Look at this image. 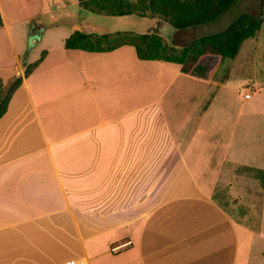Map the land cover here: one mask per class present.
I'll use <instances>...</instances> for the list:
<instances>
[{"label":"crops","instance_id":"crops-1","mask_svg":"<svg viewBox=\"0 0 264 264\" xmlns=\"http://www.w3.org/2000/svg\"><path fill=\"white\" fill-rule=\"evenodd\" d=\"M68 1L0 0V83L23 79L0 119V264H264V84H243L264 23L234 58L187 73L130 44L67 48L76 31L168 24L59 18Z\"/></svg>","mask_w":264,"mask_h":264},{"label":"trees","instance_id":"trees-1","mask_svg":"<svg viewBox=\"0 0 264 264\" xmlns=\"http://www.w3.org/2000/svg\"><path fill=\"white\" fill-rule=\"evenodd\" d=\"M237 0H79L80 6L95 13L111 16L135 14L140 17L160 18L177 30H186L209 23L221 16ZM0 10V25L2 24ZM264 23L262 15L244 12L225 30L195 37L183 46L169 44L158 32L132 31L96 34L76 31L65 41L67 48L109 51L119 46H135L141 59L174 61L184 72H191L202 56L215 54L222 59L234 58L248 39L256 37ZM47 51L25 69L29 76L43 61ZM22 77L0 83V119L7 112L11 98L22 84Z\"/></svg>","mask_w":264,"mask_h":264},{"label":"rangeland","instance_id":"rangeland-1","mask_svg":"<svg viewBox=\"0 0 264 264\" xmlns=\"http://www.w3.org/2000/svg\"><path fill=\"white\" fill-rule=\"evenodd\" d=\"M55 0H52V2ZM59 1V0H56ZM131 1H136V0H131ZM65 2H60V6L58 9L55 10V15L60 17H64L69 20H75L76 22H80L85 24L88 21H94L96 24H99L102 28H108V29H113V28H129L135 31H141L142 27L139 25L142 21H155V18H142L138 15L131 14V15H125V16H111L107 14H102V13H95L92 11H89L88 9L80 6L79 4L68 1L66 3L67 9H63V5ZM43 10L46 12H54V7L49 4V2L43 5ZM244 12H249L252 14H258L264 12V0H237L229 9H227L221 16H219L217 19L200 25L199 26V31L195 29H187L190 31L188 35L193 36V38L205 35V34H210L214 32H218L221 30H224L228 28L231 23L238 18L242 13ZM264 15V14H263ZM47 18V17H46ZM126 20H132L134 22H125ZM145 27H143V32ZM177 29L173 28L169 24H165L163 28H161V36L164 37L169 44H173L175 46H180L179 45V39L177 38L176 34ZM182 35H187L182 34ZM185 40V39H184ZM252 41H257L256 39H251L250 43ZM263 45L260 48L259 52V61H260V67H259V73L258 75L255 74H247L246 79L243 81V84L245 86H252L257 88V84H264V40H263ZM245 72V71H244Z\"/></svg>","mask_w":264,"mask_h":264},{"label":"built area","instance_id":"built-area-1","mask_svg":"<svg viewBox=\"0 0 264 264\" xmlns=\"http://www.w3.org/2000/svg\"><path fill=\"white\" fill-rule=\"evenodd\" d=\"M252 88H249L248 92L245 94L247 98H249L252 95ZM132 244L131 240L124 241L118 244H115L111 247L112 252H116L128 245ZM69 264H90L88 259L86 257H73L70 259Z\"/></svg>","mask_w":264,"mask_h":264},{"label":"water","instance_id":"water-1","mask_svg":"<svg viewBox=\"0 0 264 264\" xmlns=\"http://www.w3.org/2000/svg\"><path fill=\"white\" fill-rule=\"evenodd\" d=\"M16 75H17V78H18V77L20 76V73H19V72H17V73H16Z\"/></svg>","mask_w":264,"mask_h":264}]
</instances>
